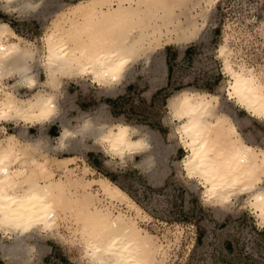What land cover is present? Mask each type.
I'll return each instance as SVG.
<instances>
[{
  "label": "bare ground",
  "instance_id": "bare-ground-1",
  "mask_svg": "<svg viewBox=\"0 0 264 264\" xmlns=\"http://www.w3.org/2000/svg\"><path fill=\"white\" fill-rule=\"evenodd\" d=\"M41 1L0 0V6L9 12L37 13ZM115 1L78 0L57 8L42 36L41 50L9 21L0 20V232L17 238L5 247L8 254L23 255L28 249L26 235L37 229L55 232L65 217L77 224L91 264H155L161 252L154 235L139 224L143 207L121 186L107 176L93 181L77 176L69 166L75 155L57 158L44 136L27 137L30 127L58 119L62 130L57 147L67 148L72 139L92 135L106 153L124 161L151 148L150 141L128 123L96 125L84 119L79 128H71L58 105L61 85L71 77H89L102 88H114L126 77L137 50L152 45L151 33L158 40L173 31L178 39L188 37L199 8L218 0ZM245 18L254 20L252 12ZM259 18L264 20V12ZM229 20L234 19L225 16L224 27ZM239 23L243 21H232L233 27ZM228 36L218 55L227 76V96L264 119V70L248 65ZM20 86L30 92L21 93ZM220 99L205 91L178 92L172 112L186 150L183 168L203 185L205 198L217 204L247 193L248 205L264 224V149L247 142L231 114L221 109ZM6 123L23 128L8 132ZM54 164L65 169L64 177L57 176Z\"/></svg>",
  "mask_w": 264,
  "mask_h": 264
},
{
  "label": "rangeland",
  "instance_id": "rangeland-1",
  "mask_svg": "<svg viewBox=\"0 0 264 264\" xmlns=\"http://www.w3.org/2000/svg\"><path fill=\"white\" fill-rule=\"evenodd\" d=\"M77 1L42 0L37 13L27 14L9 12L0 6V20L9 21L41 50L42 36L53 20L52 12ZM218 2L197 9L195 27L189 30L188 37L178 39L173 31L169 37L162 35L158 40V35L151 33L152 45L137 50L126 77L114 88H102L89 77H71L61 85L58 105L61 117L71 128H79L84 119L96 125L128 123L136 134L150 141L149 150L127 156L124 161L106 153L92 135L79 137L78 141L72 139L67 148L57 147V136L62 130L58 119L27 130L28 138L44 136V142L57 158L75 155L76 160L69 166L77 170V176L92 181L112 176L143 207L145 213L139 224L161 246L155 264H264V224L248 205L249 195L242 192L224 204L207 200L203 185L189 178L183 168L186 150L175 130L178 121L173 117L172 105L178 92L205 91L218 94L221 109L231 114L247 142L264 149V119L229 99L224 64L218 56L229 35V41L241 50L248 65L263 71L264 20L258 18L254 26L256 19L249 22L245 18L238 27H233L236 25L229 20L226 27L221 26L224 17ZM171 27L172 24L168 30ZM164 29L168 33L167 27ZM39 76L44 78L42 71ZM19 89L23 94L30 92L23 86ZM5 125L8 132L23 128L19 123ZM53 167L58 177H64L65 169H59L57 164ZM77 185L82 189L81 184ZM121 207L127 209L125 204ZM61 223L56 233L37 229L26 235L23 242L28 249L23 255L8 254L5 247L13 245L17 238L0 232V262L91 264L77 224L66 217Z\"/></svg>",
  "mask_w": 264,
  "mask_h": 264
},
{
  "label": "built area",
  "instance_id": "built-area-1",
  "mask_svg": "<svg viewBox=\"0 0 264 264\" xmlns=\"http://www.w3.org/2000/svg\"><path fill=\"white\" fill-rule=\"evenodd\" d=\"M218 3V7L220 6L224 17L222 23H220L221 26H223L222 24L225 21V16L227 15L234 19L232 21H236L237 19H241L243 21L251 12L253 19L261 17L262 12H264V0H219ZM223 5L225 6L224 11L221 7ZM259 38H261L260 35Z\"/></svg>",
  "mask_w": 264,
  "mask_h": 264
},
{
  "label": "trees",
  "instance_id": "trees-1",
  "mask_svg": "<svg viewBox=\"0 0 264 264\" xmlns=\"http://www.w3.org/2000/svg\"><path fill=\"white\" fill-rule=\"evenodd\" d=\"M111 179H112L113 181H115V178H114V177H112V176H111ZM197 239H198V241L201 239V233H199V235H198ZM0 264H3V263H1V262H0Z\"/></svg>",
  "mask_w": 264,
  "mask_h": 264
}]
</instances>
